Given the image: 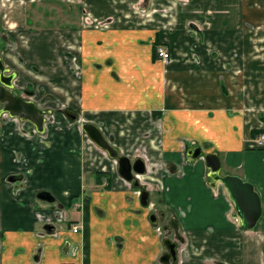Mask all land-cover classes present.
I'll use <instances>...</instances> for the list:
<instances>
[{
  "label": "crops",
  "instance_id": "obj_1",
  "mask_svg": "<svg viewBox=\"0 0 264 264\" xmlns=\"http://www.w3.org/2000/svg\"><path fill=\"white\" fill-rule=\"evenodd\" d=\"M262 3L0 0V27L10 48L2 58L17 72V86L33 88L36 100L48 96L49 106H71L102 124L122 155L142 156L147 166L150 157L175 163L182 172V177L164 170L157 178L143 175L150 193L144 206L142 190L120 176L115 161H107L110 185L96 183L91 165L99 153L93 148L92 158L76 152L85 139L75 129L43 154L26 135L5 131L0 264H160L162 225L170 220L187 234L180 264H264V239L239 225L223 185L207 179L206 165L200 180L187 175L210 153L227 170L244 164V150L252 143L250 101L264 70L250 31L264 23ZM61 25L70 28L58 29ZM43 27L52 30H32ZM161 45L170 52L169 63L158 55ZM129 142L150 148L149 154L132 158ZM195 147L202 158L183 165L185 152ZM21 166L34 173L27 189L15 191L10 177ZM42 191L55 203L39 199ZM160 212L164 222L157 218L154 224L150 216ZM234 249L238 262L230 256Z\"/></svg>",
  "mask_w": 264,
  "mask_h": 264
},
{
  "label": "flooded vegetation",
  "instance_id": "obj_2",
  "mask_svg": "<svg viewBox=\"0 0 264 264\" xmlns=\"http://www.w3.org/2000/svg\"><path fill=\"white\" fill-rule=\"evenodd\" d=\"M263 40H264V37H263ZM159 47L160 46H158V48ZM158 48H157V52H158ZM0 58L4 62V58H2V57H0ZM170 61H171V59H170ZM4 64L6 66L5 62H4ZM6 69L8 70L7 75H12V74L15 75V78L13 80V85H14L13 92H14V94L16 96H22L24 99L29 100L31 102H34L36 104V106L43 111V117H44L43 128H44V130L42 132H40L37 129V127L32 122L22 121L19 118L12 117L8 113L3 112L2 110H3V106L4 105L0 103V136L1 137H3V136L7 137V134H6L5 131H7L9 129L11 130L12 127H13L14 130L9 131L8 135H14V131L15 132L18 131L17 134L26 135V137H28L29 140H31V142H32V149L34 151H37V152L39 151L40 154H43V152H45V148H50L52 142L55 143L58 140V137H60V135H62V134L70 135V133L72 131H74V129H75L79 133L78 136L80 137V135H81L85 139V141L83 143H80L81 144L80 147L75 149L76 152H79V153L81 152V154L86 155V153L89 154L90 152H92L93 148H95L96 150H98L100 152L99 154L101 156L100 157L101 160H99V157H98V160L96 158L94 164L92 162V165H91L92 166V170L95 173V174L93 173L94 174V178H95V181H96L97 184H102V183L104 184V182H107L106 184L109 186L110 173H109V165H108L107 161H115V164L117 165V167H118V161H117V159H112L104 149H101L100 147H98L89 138V136L86 134V132L84 130V125L85 124H93V125L97 126L100 129V131L103 134V136L110 142V144L113 147H115L114 144H113V142H114L113 137H109V136L107 137V134L105 135V133L103 132V129H102L103 125L94 123L92 120L85 119V117H83V115L78 110H76L75 108H73L71 106L62 105V106H58L57 108H55V107L47 105V103H48V101L50 99L48 96L43 97V99H41V100H36L35 99L36 91L33 88L28 87V86L22 87V88L17 86V84H16V81L18 79L17 72H15L13 70H10L7 66H6ZM59 116H61L62 119H65L66 123H64L59 118ZM75 117H76V119H73ZM1 119H3L4 121L1 122ZM259 129H263V128L260 127ZM251 131H250V137L252 138L251 139L252 143L258 142V137L261 136V135H264V133H263V134H260L257 137H252L251 136ZM253 138H255V140ZM34 139H37V140L35 141ZM86 139H87V141L89 142V144L91 146H89L87 144L88 142L86 141ZM116 149L118 150L119 155L122 156V154L119 151V149L118 148H116ZM195 150H196V147L194 149H188L187 152H185V154L183 156L184 157L183 158V165H186V164L191 163V162H197L200 158H202L203 154H201V156L199 158H197V159H194L192 157V155H190L189 152L194 153ZM124 156H126V155H124ZM205 156H203L202 162L205 163V165H206ZM130 159H131V157H130ZM137 159H144V158H142V156H141V157H138V158L136 157V158L131 159V160L135 161ZM26 162H27V160H24L23 162L21 161V163H23V164H26ZM28 162H30V161H28ZM96 162H97V164H96ZM221 162H222V160H221ZM145 166H146V173L144 175H146V174H148V172L152 171L149 168V166H147L146 163H145ZM159 166H160V169L162 168L164 170V172L165 171L169 172V173L178 172L176 170V169H178V165L175 164V163H172V164L171 163H169V164L168 163H161ZM22 167L23 166H21L18 169L19 171L16 172L15 176L10 177V181L17 185V187L15 188V191H21V190L24 191L25 189H27V183L26 182H28V178H29L28 176H30V175H32L34 173L33 169L25 172ZM206 167H207V165H206ZM182 168H184V167H182ZM95 169H96L97 172L94 171ZM177 174H178L179 177H182V172H178ZM220 175H222L221 172H220ZM142 176L143 175H138L137 176L141 184H142V182H141L142 181V179H141ZM208 176H210V170L209 169H208ZM209 179L214 185L220 183V182H214L211 179V177H209ZM220 184H222V183H220ZM223 187L225 188L224 185H223ZM42 192H45V191H42ZM42 192H40V193H42ZM149 198H150V193L148 192V200H149ZM227 198L229 199V201L231 203V208L233 210V215L238 220L239 225L246 231H253L254 229L253 230H247L241 225L240 219L238 217V211L236 209L235 202L231 199L230 195H228ZM54 201H55V198H54ZM51 203H55V202H51ZM262 212H263V210H262ZM157 216H158L157 217L158 218L157 222H160L161 220H162L161 222H164V218L166 216H165V214L163 212L157 213ZM48 217L50 218V216H48ZM47 222L50 223V221H47ZM48 223H47V225H50ZM162 226H163L162 227V234L163 233L165 234L163 236L164 251L160 255L158 262L160 264H165L162 259H163L164 256H166V254H169L170 251H171L169 246H167L165 244V241L166 240H170V241H172L171 246H173V243H175L177 245L176 246V253H177V263L176 264H180V262H181L180 261V251L181 252L185 251V249H182V246L187 241L186 231L180 229L178 227V224L175 221H173V220H170L168 223H165ZM46 229H48V226L46 227ZM173 261H174V259L171 258L169 260V264H173Z\"/></svg>",
  "mask_w": 264,
  "mask_h": 264
},
{
  "label": "water",
  "instance_id": "obj_3",
  "mask_svg": "<svg viewBox=\"0 0 264 264\" xmlns=\"http://www.w3.org/2000/svg\"><path fill=\"white\" fill-rule=\"evenodd\" d=\"M8 70L0 58V103L3 104V112L8 113L12 117L21 119L22 121L32 122L37 129L42 132L44 130L43 111L36 106L34 102L24 99L22 96H16L13 92V80L15 75H7ZM73 119H76L73 118ZM84 130L89 138L101 149H104L112 159L118 161V171L120 176L127 182L133 183L134 187L142 190V204L148 205V192L140 183L137 175L146 173V166L142 159L134 162L127 156L119 155L118 150L113 147L110 142L103 136L100 129L93 124H85ZM194 159L202 154V149L197 148L194 153L189 152ZM207 168L210 170V177L214 182L222 183L228 191L231 199L235 202L238 211V217L241 225L247 230H253L257 227L262 218V200L255 186L246 182L239 176L220 175L222 162L220 157L215 153L205 156ZM39 199L46 202H54V198L49 192H42L38 195ZM151 221L156 224L157 215L150 216ZM165 244L171 249L169 254L163 257V262L169 264L171 258L174 259L173 264L177 263L176 244L166 240ZM165 258V259H164Z\"/></svg>",
  "mask_w": 264,
  "mask_h": 264
},
{
  "label": "rangeland",
  "instance_id": "obj_4",
  "mask_svg": "<svg viewBox=\"0 0 264 264\" xmlns=\"http://www.w3.org/2000/svg\"><path fill=\"white\" fill-rule=\"evenodd\" d=\"M262 5H264V3H262ZM1 19L2 18H1V14H0V25L2 23ZM262 21H264V20H261V22ZM258 25H261V26L255 27V29L250 28V31H254L253 34L255 36V40H257V42H258L255 44L256 48L254 49L255 59L259 60L260 64L264 68V40H263L264 23H259ZM68 28H70V27L66 28L65 25H61V27L58 29H68ZM32 30H34V32L40 34L41 31L52 30V28L51 27H43L40 29H32ZM2 32H4V29L0 27V57L5 56V52L10 49L9 47L5 46L6 45L5 41H4L5 34H2ZM246 32H248V31H246ZM222 63H226V59L223 60ZM236 67H237L236 63H234V65L231 66V68H236ZM260 72L261 73L258 76L259 79L256 78V80H255L256 82L258 81V83H259L258 86L255 85V90L253 92L255 99H253L252 103L250 101V106H249V108H250V110H249V120H250L249 121V128L251 130L259 129L260 127H262L264 129V70L260 71ZM247 94H250V93H247ZM11 130H14V128L12 127ZM17 132H16V134H17ZM253 139L255 140V138H253ZM258 139H261V137H258ZM129 143L132 145V142H129ZM263 145H264V143H263ZM89 146H91V145L89 144ZM131 149H132V151L130 154L132 155V158L134 157V155L135 156L136 155L141 156L142 154L145 153V150H146V153L149 154V150H150V148H147L146 146L138 145V142H136V144H133L132 146L129 145L128 151H130ZM94 150L97 153H100L95 148H94ZM89 154L93 158L92 152H90ZM99 157H101L100 154H99ZM94 158L95 159L97 158V160H98V156L94 157ZM243 158H244V164L242 165V168L233 169V170H227L226 168H222L221 174L223 176H227V175L239 176L243 180H245L246 182H250L255 186V189L259 193L260 198L262 200V210H263L262 215L263 216H262V219L259 222L258 226L253 230L252 233H255V230H258V231H256L258 233L256 235V237L264 239V146H263V148H259L256 145V143H248V150L247 151L244 150ZM99 160H101V159L99 158ZM148 163H149V168L152 170V171L150 170L151 171V173L149 174L150 177L152 176L153 178H157L159 176L160 171H163V169L162 168L160 169V166H159L161 163H158L157 160H155V161L152 160L151 157H150ZM200 163L201 164H199L200 166L198 167V169L197 168H195V169L191 168L190 170H188L190 172L187 171L188 172L187 175H189V179L200 180L202 178V175H204V170H202V165H204L205 163L204 164H202L203 162H200ZM96 164H97V162H96ZM209 177L207 179H209ZM178 179H176V180L178 181ZM143 183H147V185H150V184L155 185L154 184L155 182H153L149 178L148 179L144 178ZM184 191H185L186 196H192L191 192L188 189H185ZM225 191H226L227 195H229L226 189H225ZM236 255L237 254L235 253V249L232 252H230V256H232V259L234 260V262H238L237 260H235Z\"/></svg>",
  "mask_w": 264,
  "mask_h": 264
},
{
  "label": "built area",
  "instance_id": "obj_5",
  "mask_svg": "<svg viewBox=\"0 0 264 264\" xmlns=\"http://www.w3.org/2000/svg\"><path fill=\"white\" fill-rule=\"evenodd\" d=\"M158 54L165 63H168L171 59L170 53L164 47H159ZM263 143H264V137L259 139V144H263ZM74 230L75 232H77V228H75Z\"/></svg>",
  "mask_w": 264,
  "mask_h": 264
},
{
  "label": "trees",
  "instance_id": "obj_6",
  "mask_svg": "<svg viewBox=\"0 0 264 264\" xmlns=\"http://www.w3.org/2000/svg\"><path fill=\"white\" fill-rule=\"evenodd\" d=\"M263 133H264V129H253L251 131V136L252 137H257V136H259L260 134H263ZM109 185H110V183H109Z\"/></svg>",
  "mask_w": 264,
  "mask_h": 264
}]
</instances>
